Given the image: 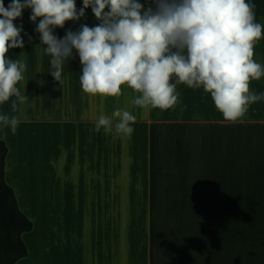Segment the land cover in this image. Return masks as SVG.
Here are the masks:
<instances>
[{
	"label": "crops",
	"instance_id": "1",
	"mask_svg": "<svg viewBox=\"0 0 264 264\" xmlns=\"http://www.w3.org/2000/svg\"><path fill=\"white\" fill-rule=\"evenodd\" d=\"M249 2L264 24V0ZM30 15L14 21L23 49L7 53L27 65L17 87L28 99L15 112V97L0 104L19 120L14 135L0 124L4 179L32 223L14 264H264V99L231 122L209 93L183 84L168 110L133 106L138 93L127 85L119 96L87 95L75 50L63 83L50 75ZM98 23L88 8L54 34ZM254 59L264 65V38ZM250 90L264 93V77ZM116 108L136 116L133 133L95 132Z\"/></svg>",
	"mask_w": 264,
	"mask_h": 264
},
{
	"label": "clouds",
	"instance_id": "2",
	"mask_svg": "<svg viewBox=\"0 0 264 264\" xmlns=\"http://www.w3.org/2000/svg\"><path fill=\"white\" fill-rule=\"evenodd\" d=\"M91 8L99 21L54 34L67 21H78ZM31 9L40 45L50 57V75L63 83L66 61L75 50L82 91L90 96H119L127 85L135 93L133 106L168 110L178 102V85L209 93L226 121L242 118L264 93L250 90L252 80L264 77V65L254 59L255 44L264 38V24L256 22L255 4L249 0H0V104L28 97L17 87L27 65L9 59V49L24 47L23 26L14 21ZM107 9V11H106ZM31 40V37H29ZM136 116L124 108L99 115L95 132L131 135ZM0 124L14 135L19 120L0 114ZM113 138H116L115 136Z\"/></svg>",
	"mask_w": 264,
	"mask_h": 264
},
{
	"label": "trees",
	"instance_id": "3",
	"mask_svg": "<svg viewBox=\"0 0 264 264\" xmlns=\"http://www.w3.org/2000/svg\"><path fill=\"white\" fill-rule=\"evenodd\" d=\"M6 152L0 139V264H14L27 254L21 234L30 230L32 223L19 210L13 190L4 179Z\"/></svg>",
	"mask_w": 264,
	"mask_h": 264
}]
</instances>
